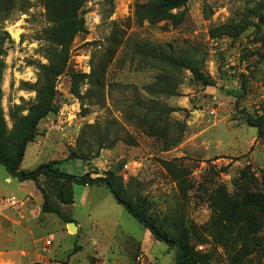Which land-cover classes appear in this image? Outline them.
Masks as SVG:
<instances>
[{
    "label": "rangeland",
    "instance_id": "374dc122",
    "mask_svg": "<svg viewBox=\"0 0 264 264\" xmlns=\"http://www.w3.org/2000/svg\"><path fill=\"white\" fill-rule=\"evenodd\" d=\"M135 3L85 0V32L74 38L67 69L56 80L59 111L39 124L19 170L55 162L54 168L76 177L113 174L133 196L146 199L151 216L181 233L193 249L191 264H262L264 216L245 204L263 193L264 139L248 121L264 115V0H189L176 28L169 22L137 25ZM47 26L41 0H18L6 19L0 14V36L6 34L1 107L9 130L12 109L26 110L34 101L29 87L37 65L47 64ZM113 37L118 48L98 89L84 77L96 70ZM160 47L200 61L212 86L203 88L183 71L170 74L179 82V97L146 94L145 87L166 74L136 52ZM137 101L175 110L165 121L169 139L150 137L136 118L128 119ZM163 162L183 169L185 188ZM39 185L48 207L68 223L42 212L34 183L18 182L0 166V264H175L176 247L155 240L104 186L49 176ZM13 198L25 205L10 206ZM233 204L236 211L226 212Z\"/></svg>",
    "mask_w": 264,
    "mask_h": 264
},
{
    "label": "trees",
    "instance_id": "16d2710c",
    "mask_svg": "<svg viewBox=\"0 0 264 264\" xmlns=\"http://www.w3.org/2000/svg\"><path fill=\"white\" fill-rule=\"evenodd\" d=\"M141 1V2H140ZM189 0H136L134 5V20L137 25L144 22L154 26L161 22H169L172 27H178L184 20V10ZM44 9V15L48 26L42 32V48L47 64H38L37 80L29 87L34 93V101L28 109L22 110L20 107H14L10 112L12 128H7L3 110L1 107L2 91L1 81L4 71L3 58L6 55L4 49L5 33L0 36V166L8 176L15 178L18 182L30 181L42 193L43 213H52L57 215L62 221L68 223L57 210L48 207L47 196L41 190L39 178L49 176L53 178H64L72 180L76 184L102 185L112 195L117 204L138 221L155 240L174 245L177 249L175 264H191L194 261L192 247L187 242H182L181 233L173 229L172 225H166L149 214V204L146 199L140 195H132L127 188L121 184V179L113 174L105 177L91 179L86 173L81 177L72 176L60 172L54 168L57 163L50 162L40 165L35 170L24 172L19 167L23 160L26 147L33 142L39 124L50 114L59 111L56 100V80L67 69L69 59V47L74 38L85 32L84 19L81 16V10L85 0H41ZM18 0H0V14L6 19L16 8ZM183 10L181 13L174 14V11ZM259 22L264 26V14L260 16ZM115 37V36H114ZM113 37V38H114ZM211 38H215L212 34ZM109 42V47L102 53V58L96 70L84 77L94 81L99 89L104 77L107 63L111 60L118 48V42L114 38ZM137 57L148 63L153 68L162 70L166 75L157 76L155 82L145 87L146 94L153 97H179L176 92L178 81L173 82L170 74H179L183 71H189L193 78L199 84L206 88L212 86V82L202 73V63L194 58L182 54H173L169 51L164 52L157 48L152 51L138 50ZM82 99V98H80ZM133 103V102H132ZM134 116H128V119H135L141 124L143 132L150 137L158 139H169V130L166 126V117L175 112L174 109L153 107H144L140 102H135L131 106ZM25 111V114H22ZM253 127L257 128V139H264V115L248 121ZM180 137L167 145V149L180 143ZM102 149V147H99ZM90 163L88 162V165ZM164 169L173 177L180 189L185 188V172L177 168L171 162L162 163ZM261 187L263 193H256L247 198L246 206H250L257 217L264 216V173L261 177ZM236 211V205L227 206ZM262 264H264V251L261 253ZM233 259H236V255Z\"/></svg>",
    "mask_w": 264,
    "mask_h": 264
},
{
    "label": "built area",
    "instance_id": "2783aa9c",
    "mask_svg": "<svg viewBox=\"0 0 264 264\" xmlns=\"http://www.w3.org/2000/svg\"><path fill=\"white\" fill-rule=\"evenodd\" d=\"M7 203L10 205V206H19V207H22L25 205V203L23 201H18L17 199H9L7 200ZM46 246H50V242L47 241L45 243Z\"/></svg>",
    "mask_w": 264,
    "mask_h": 264
},
{
    "label": "bare ground",
    "instance_id": "6f19581e",
    "mask_svg": "<svg viewBox=\"0 0 264 264\" xmlns=\"http://www.w3.org/2000/svg\"><path fill=\"white\" fill-rule=\"evenodd\" d=\"M69 232L73 234L75 232V227L74 226H68Z\"/></svg>",
    "mask_w": 264,
    "mask_h": 264
},
{
    "label": "water",
    "instance_id": "95a60500",
    "mask_svg": "<svg viewBox=\"0 0 264 264\" xmlns=\"http://www.w3.org/2000/svg\"><path fill=\"white\" fill-rule=\"evenodd\" d=\"M68 226H75L74 224H72V223H69V224H67Z\"/></svg>",
    "mask_w": 264,
    "mask_h": 264
}]
</instances>
